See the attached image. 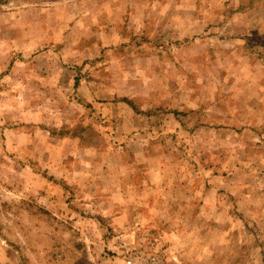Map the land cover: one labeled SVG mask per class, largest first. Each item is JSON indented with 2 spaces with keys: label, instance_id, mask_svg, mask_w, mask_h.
Masks as SVG:
<instances>
[{
  "label": "rangeland",
  "instance_id": "1",
  "mask_svg": "<svg viewBox=\"0 0 264 264\" xmlns=\"http://www.w3.org/2000/svg\"><path fill=\"white\" fill-rule=\"evenodd\" d=\"M0 264H264V0H0Z\"/></svg>",
  "mask_w": 264,
  "mask_h": 264
}]
</instances>
